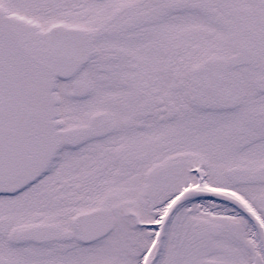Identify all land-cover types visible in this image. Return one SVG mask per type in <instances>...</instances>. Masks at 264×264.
Returning <instances> with one entry per match:
<instances>
[{
	"label": "snow or ice",
	"instance_id": "snow-or-ice-1",
	"mask_svg": "<svg viewBox=\"0 0 264 264\" xmlns=\"http://www.w3.org/2000/svg\"><path fill=\"white\" fill-rule=\"evenodd\" d=\"M0 264H264V0H0Z\"/></svg>",
	"mask_w": 264,
	"mask_h": 264
}]
</instances>
